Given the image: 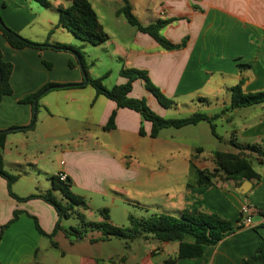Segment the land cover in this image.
I'll list each match as a JSON object with an SVG mask.
<instances>
[{"label": "crops", "instance_id": "crops-1", "mask_svg": "<svg viewBox=\"0 0 264 264\" xmlns=\"http://www.w3.org/2000/svg\"><path fill=\"white\" fill-rule=\"evenodd\" d=\"M48 1L50 6L43 7L35 0H0V14L8 28L36 44H48L43 49H14L0 31L3 60L13 65V93L0 100V130L8 132L0 155L4 169L19 177L12 192L19 198L43 196L53 187V178L63 172L73 183L71 192L84 198L88 211L98 198L103 202L110 200L113 205L137 204L134 206L148 212L177 217L195 208L219 214L232 222L234 231L208 247L201 258L174 264H242L252 258L264 241V165L256 170L261 174L260 181H250V186L244 180L239 184L220 181L202 187L196 184V169L208 167L193 161L192 152L183 149L182 144H174L177 153L183 155L176 184L169 187L155 175L145 177L139 172L143 166L139 164L137 168L126 157L140 146L147 148L150 144L152 151L157 146L160 149L167 143L163 135L168 129L151 138L150 122H145L137 111L119 109L114 101L98 94L91 84L85 83L81 59L71 50L56 48V44L79 50L90 78L108 75L107 83L103 82L107 88L127 82L121 75L123 70L146 72L152 84L174 104L169 109L161 107L139 79L134 81L130 96L146 99L149 108L163 118H180L169 116L181 114L182 109L190 116L205 113L210 117L226 109L223 119L231 126L232 117L243 110L246 122L242 136L255 138L250 139L264 149V104L229 109L231 89L243 78L245 92L264 91V0H127L143 26L161 20L170 22L161 35L174 44L185 41L183 47L174 51L164 50L149 35L129 27L125 17L117 13L124 7V0H115L117 8L103 18L95 4L106 9L109 0H89L109 36L106 43L95 46L74 36V40L67 35L59 38L55 34H64L65 29L55 28L58 7H66L70 1ZM240 65L249 68L242 69ZM114 72L117 76L111 80ZM48 85L55 87L45 91L34 105L20 102ZM115 112L114 127L107 130ZM250 117L256 122L250 123ZM33 118L35 124L31 128ZM141 128L145 136L140 134ZM169 170H164V174L168 175ZM7 184L0 177V264H165L177 257L176 242L150 238L145 242L148 249L140 258L130 260L125 255L119 263L112 262L114 257L104 258L97 249L113 239L92 243L102 235L95 231L70 242L62 230L55 233L59 216L52 205L41 198L19 202L10 195ZM55 195L62 198L59 192ZM245 205L253 218L248 227L239 225ZM83 209L76 208V214L84 215ZM17 210L19 218L12 222ZM75 218L73 226L67 227L66 221L74 217L62 220L61 225L64 229L78 226L77 215ZM36 221L47 236L40 233ZM134 242L126 243V248L131 250Z\"/></svg>", "mask_w": 264, "mask_h": 264}, {"label": "trees", "instance_id": "trees-1", "mask_svg": "<svg viewBox=\"0 0 264 264\" xmlns=\"http://www.w3.org/2000/svg\"><path fill=\"white\" fill-rule=\"evenodd\" d=\"M35 1L40 3L43 7H49L51 4L48 0ZM68 1H70V5L66 7H58L59 21L57 27L55 28L65 29L71 32L76 39L91 43L95 46H100L106 43L109 40V36L105 32L104 26L100 22L96 11L92 7V3L89 0ZM124 1V7L119 9L117 13L124 16L127 22L136 27L139 31H141V33L147 34L153 38L164 50L174 51L185 45V41L182 44H174L161 35V31L169 25V21L161 20L154 24L143 26L137 16L133 13L132 6L129 2L127 0ZM0 31L7 42L14 49H43L46 45H48L47 43L36 44L27 40V38L22 37L20 34L6 26L1 15ZM56 48L71 50L81 59L87 83L91 84L98 94L104 95L108 99L114 101L119 109L128 108L137 111L141 114L145 122H150L151 138H157L161 131L168 128L183 129L188 126L205 122L211 126L210 130L212 135L216 139L221 140L215 129V122L218 120L220 114L210 117L205 115V113H195L187 118L182 117L166 119L153 112L147 105L146 99L132 98L130 94L133 90V83L139 79L144 82L146 90L157 98L161 107L169 109L174 104L172 99L167 98L158 87L152 84L149 79V75L146 72L136 69L123 70L121 75L127 80V82L122 85H115L112 88H107L104 86L103 81L108 75L95 80L90 78L87 73V66L83 62L79 50L64 44H56ZM239 67L242 69L249 68V65H240ZM12 71L13 65L3 60L0 52V100L4 96H9L13 93L11 86ZM244 83H246V80L243 78L235 87L231 89V105L229 109L235 110L248 106L264 104V91L255 93L245 92L243 90ZM54 87L55 85H48L41 92L28 96L20 102L34 105L35 101H37L45 91ZM115 120L116 112L112 114L110 121H108V125L106 126L107 130L114 127ZM34 124L35 120L33 118L31 128H33ZM140 134L142 136L146 135L143 128H141ZM7 137L8 132L0 130V147H4ZM232 145L239 150L238 153L234 154L216 151L213 154L214 162L216 164V168L213 172L197 167L196 184L198 186L205 187L215 185V180L220 178V174L223 175L222 181L225 182L232 181L239 184L244 180L251 182L260 181L261 174L255 170L252 162L249 157L246 156L245 152L249 151V153H254L259 157H264V149L262 146L256 144L253 146L250 144L240 145L235 142H233ZM201 151L202 148L197 149L198 153ZM3 161L4 158L0 155V177L4 178L8 182L7 187L10 195L19 200V202H26L33 198H41L48 204L52 205L56 209L59 216L55 233L62 230L66 238L72 243L83 239L87 234L95 231L101 232L102 235L99 239L91 240L92 243L119 239L128 244L138 239L149 238L159 242H176L179 245L177 257L170 258L165 262V264H174L183 259L201 258L205 254L208 247L216 245L219 241L223 240L234 231L232 222L225 220L221 215L215 213H205L197 208L185 210L179 217L169 214H153L147 217L135 218L132 215H129L128 219L130 225L128 228L116 227L110 224L109 208H104L100 212L103 217V221L88 222L86 221L85 216L79 213L76 214L79 219V225L70 227L69 229H64L61 225L62 220H69L74 217L76 208L84 207L87 210L84 198L71 192V188L73 187L72 181L69 178L67 181H61L58 177H54L53 187L45 195H32L27 198H19V196L12 192V185L19 177L8 173L4 169ZM260 164L264 165V162ZM55 192H59L62 198L59 199L55 195ZM262 214L264 215V212H262ZM19 215L20 212H18V210L15 211L12 222L19 218ZM36 224L40 233L47 236L43 233L37 221ZM189 237L193 238L191 242L187 241ZM48 238H52V235H48ZM53 244L54 246H57L55 243ZM256 263L264 264V241L259 244L257 252L252 258L242 262V264Z\"/></svg>", "mask_w": 264, "mask_h": 264}, {"label": "rangeland", "instance_id": "rangeland-1", "mask_svg": "<svg viewBox=\"0 0 264 264\" xmlns=\"http://www.w3.org/2000/svg\"><path fill=\"white\" fill-rule=\"evenodd\" d=\"M96 9L97 12H99V15L101 18H103V15H106L107 17L113 14V10L117 8V3L115 0H109V5L106 9H101L99 7L98 3L96 2ZM1 15V14H0ZM2 17V16H1ZM3 19V18H2ZM104 20V19H103ZM105 24H107L106 20H104ZM110 26V25H107ZM129 26V25H127ZM130 28H134V26L130 25ZM57 31V30H54ZM59 38H65L66 35L69 37H72V40H74L73 35L70 32H67L64 30V34H61L60 32H57L55 34ZM22 36V35H21ZM23 37V36H22ZM26 38V37H24ZM72 46V45H69ZM74 48V46L72 47ZM82 50V49H81ZM108 61V60H106ZM104 76V75H103ZM102 76V77H103ZM116 73L114 72L113 75L111 76V80H114L116 77ZM108 77H105L104 83H107ZM169 98L168 96H166ZM170 99V98H169ZM204 110V109H203ZM206 110V109H205ZM203 112H206V111ZM222 110L219 114L220 116L218 117V120L215 122V129L217 134L220 136L221 140L216 139L210 130V125L205 122H201L197 125H192L188 126L184 129L180 130H175L174 128H168V131H166L165 135V140L167 143L170 142L169 145H161L160 149L157 147L153 148V151L151 149V145L143 147L140 146L136 150H133L132 153L133 155L131 157H126L128 161H134L135 166L137 168L140 166H143L140 168L139 172H141L145 177H150L151 175L157 176L156 178L159 180H162L164 184H167L169 187L174 186L176 183H174L177 180V176L181 173V166H183V155L181 156L180 154L177 153V147L178 144H182L183 149H189L190 152L193 154V161H196L199 164L208 167L207 170L210 172H213L214 169L216 168V164L214 162V156L213 154L216 151H222L226 153H238V149L233 147L232 143L235 142L240 145H255L256 140L252 139H246L245 137L242 136V130L245 128L244 123L246 122L243 116H245V113L243 110H238L236 114L232 117L234 119V124L231 126L227 123L224 122V115L227 112L226 109H220ZM181 114H171L172 116L169 117H180V118H186L187 116H190L189 113H185L186 109H182ZM174 112V111H173ZM172 112V113H173ZM207 113V112H206ZM250 123H255L253 119L250 117L248 120ZM247 121V122H248ZM237 131V134L233 133V131ZM173 136V138H171ZM247 143V144H244ZM176 144V146H174ZM258 145V144H256ZM176 147V148H175ZM174 148V149H172ZM203 148L202 153H198L197 149ZM166 149H169V151H166ZM163 150V151H162ZM246 156L249 157L250 161L252 162L255 170H257L260 167V163L264 162V157H259L254 153H249V151H246ZM172 154V155H171ZM171 155V156H170ZM178 165L180 167H178ZM199 165V166H200ZM169 168L170 172L169 174H164V170ZM179 168L180 170H178ZM176 171V172H175ZM173 174V175H171ZM222 176L219 175L220 178H217L215 182H220L222 181ZM137 205V204H134ZM130 203H116L113 205L110 200H107L106 202H103L101 199H95V201L92 203V209L91 210H86L83 209L82 207V213L86 217V221L88 222H101L103 221V217L101 216L100 212L104 208H109L112 213H109L110 215V224L116 227H121V228H128L130 223H129V215H132L135 218H142V217H147L149 215L155 214L154 211H146L144 209H141L140 207H136ZM95 206V207H94ZM109 206V207H105ZM76 213L74 214V219H71L69 222L66 221V226L69 227L70 225L73 226L74 220H77L75 218ZM149 239H140L135 241L131 245V250L126 248V242L123 240L119 239H113L112 242L104 243L99 248L97 249L98 251L100 250L103 252L104 258L105 256L107 257H114L112 262L119 263V261L127 255L130 257V260H136L137 258H140L146 250L148 249V243L147 242ZM153 243V242H152ZM150 247L152 248V244H150ZM110 262H106V264H109Z\"/></svg>", "mask_w": 264, "mask_h": 264}, {"label": "built area", "instance_id": "built-area-1", "mask_svg": "<svg viewBox=\"0 0 264 264\" xmlns=\"http://www.w3.org/2000/svg\"><path fill=\"white\" fill-rule=\"evenodd\" d=\"M58 178L61 181H67V179H68L66 173H63V172L58 174ZM241 214H242V219L240 220L239 225L245 226V227L250 226L252 224V220H253V218L250 214V208L247 207L246 205L243 206L241 208ZM262 224L264 225V220L262 221Z\"/></svg>", "mask_w": 264, "mask_h": 264}, {"label": "water", "instance_id": "water-1", "mask_svg": "<svg viewBox=\"0 0 264 264\" xmlns=\"http://www.w3.org/2000/svg\"><path fill=\"white\" fill-rule=\"evenodd\" d=\"M84 79H85V83H87V80H86L85 75H84ZM34 111H35V112L37 111L36 104H35V106H34ZM246 183H247V185L250 186V181L246 180Z\"/></svg>", "mask_w": 264, "mask_h": 264}]
</instances>
